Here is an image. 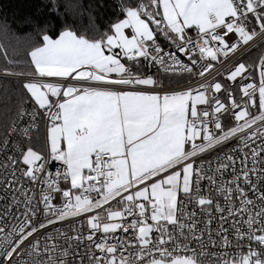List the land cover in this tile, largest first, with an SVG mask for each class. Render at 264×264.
Returning <instances> with one entry per match:
<instances>
[{"label": "snow or ice", "instance_id": "snow-or-ice-1", "mask_svg": "<svg viewBox=\"0 0 264 264\" xmlns=\"http://www.w3.org/2000/svg\"><path fill=\"white\" fill-rule=\"evenodd\" d=\"M98 7L0 21V264H264V0Z\"/></svg>", "mask_w": 264, "mask_h": 264}, {"label": "trees", "instance_id": "trees-1", "mask_svg": "<svg viewBox=\"0 0 264 264\" xmlns=\"http://www.w3.org/2000/svg\"><path fill=\"white\" fill-rule=\"evenodd\" d=\"M102 2L106 5L112 3L113 0H57L60 6V16L57 17L51 7H49L51 0H0V21H3L5 14H7V23L12 27L14 36H23V34L29 31L28 25L20 23L25 17H31L34 20H39L41 23L49 21L54 24L66 19L77 27L86 30L93 23L90 19V14L95 18L94 22L97 25H102L109 19L111 14L110 8L106 11L99 10V7L97 10L90 8V5L100 6ZM67 5H79V8L72 11L69 10ZM13 46L16 47L15 41H13ZM9 55L10 57L14 55L11 49L9 50ZM15 57L22 60L29 59L22 47H17ZM3 64L2 54H0V66ZM5 86L12 91L18 90V85L15 81L0 79V91Z\"/></svg>", "mask_w": 264, "mask_h": 264}, {"label": "built area", "instance_id": "built-area-1", "mask_svg": "<svg viewBox=\"0 0 264 264\" xmlns=\"http://www.w3.org/2000/svg\"><path fill=\"white\" fill-rule=\"evenodd\" d=\"M264 51V49H261V50H258L255 46L244 52V53H237V57H240L241 55L244 56L245 58H247V60L249 61H252V60H256L257 56L262 52ZM153 72L156 71V69H152ZM0 79L2 80H15V78H6V77H3V76H0ZM256 82L258 83L259 82V76H258V73H257V76H256ZM41 135H43V129H41ZM49 167V171H52V172H55V162H53L51 165L48 166Z\"/></svg>", "mask_w": 264, "mask_h": 264}, {"label": "rangeland", "instance_id": "rangeland-1", "mask_svg": "<svg viewBox=\"0 0 264 264\" xmlns=\"http://www.w3.org/2000/svg\"><path fill=\"white\" fill-rule=\"evenodd\" d=\"M2 80V79H1ZM6 81H8V80H6ZM9 81H15V80H9Z\"/></svg>", "mask_w": 264, "mask_h": 264}]
</instances>
